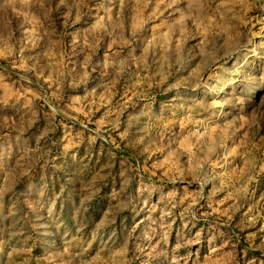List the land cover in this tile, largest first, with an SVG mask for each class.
<instances>
[{
  "label": "rangeland",
  "instance_id": "rangeland-1",
  "mask_svg": "<svg viewBox=\"0 0 264 264\" xmlns=\"http://www.w3.org/2000/svg\"><path fill=\"white\" fill-rule=\"evenodd\" d=\"M0 264H264V0H0Z\"/></svg>",
  "mask_w": 264,
  "mask_h": 264
}]
</instances>
